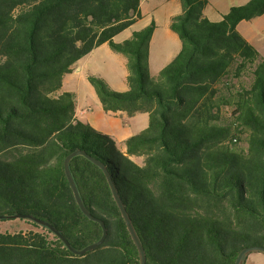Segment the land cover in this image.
<instances>
[{
  "label": "trees",
  "instance_id": "obj_1",
  "mask_svg": "<svg viewBox=\"0 0 264 264\" xmlns=\"http://www.w3.org/2000/svg\"><path fill=\"white\" fill-rule=\"evenodd\" d=\"M140 0H0V264H141L102 169L105 165L144 247L146 264H234L246 246H264V57L237 30L264 14V0L233 5L219 21L208 0H180L169 27L181 43L155 74L148 69L154 20L122 42L140 18ZM107 43L126 57L127 90L89 73L105 113H146L148 124L124 140L75 117L76 95L62 90L78 60ZM234 139H236L234 141ZM245 258L242 264H245Z\"/></svg>",
  "mask_w": 264,
  "mask_h": 264
},
{
  "label": "crops",
  "instance_id": "obj_2",
  "mask_svg": "<svg viewBox=\"0 0 264 264\" xmlns=\"http://www.w3.org/2000/svg\"><path fill=\"white\" fill-rule=\"evenodd\" d=\"M144 2L148 3L149 0H140V5H139L140 18H141V13H144L142 10ZM170 2L172 4V7L166 13L163 20L165 26V33H164L165 40L162 45V47L164 48L163 52H164L165 61L168 62H170L173 59V57L178 53L181 47V43L178 35L174 31H172L169 27L171 17L175 14H178L181 11L180 0H170ZM227 11L219 13L220 19L222 14L226 13ZM204 13L207 16L206 8L204 9ZM145 15L149 16L148 23L154 20L157 26L149 44V53H150L151 44L155 39L159 25L157 22L158 18L155 16L156 10L154 9L149 10L145 13ZM209 19L214 21L213 18H209ZM237 30L247 39V41L252 43L259 51V48L257 47L255 40L259 37V35L264 34V14L251 20L241 21L237 25ZM130 36H127L126 38ZM115 37H114V41H115ZM117 62L120 63V67L122 69L121 71L116 68ZM125 66H126V57L121 53L112 51L109 45L107 43H104L99 47L95 48L94 50H92L89 54H87L80 60H78L75 66L73 67L72 71L63 76L62 90L74 92L76 95L75 117L77 120L89 124L95 130H99L101 132L109 134L112 137L114 136V132L112 128H110L109 122H111V120L112 122H114L115 118L117 117H123L124 116L123 114L125 113L124 112L105 113L103 111L101 104L98 100V97L95 93V90L88 80V74L89 73L98 74L108 82V84L112 89L116 91H125L128 88L127 83L125 81V77L128 74V70L127 67ZM65 85L74 86L75 89L74 90H70V88L66 89ZM131 135H132L131 133L123 134L121 136V140H123L124 142V140Z\"/></svg>",
  "mask_w": 264,
  "mask_h": 264
},
{
  "label": "rangeland",
  "instance_id": "obj_3",
  "mask_svg": "<svg viewBox=\"0 0 264 264\" xmlns=\"http://www.w3.org/2000/svg\"><path fill=\"white\" fill-rule=\"evenodd\" d=\"M246 1L247 0H208V5L206 6L207 16L209 18H213L214 21H219L220 12L227 11L229 7L233 5L243 4ZM171 7L172 4L170 0H149L148 3L144 2L142 7L144 13H141V18L134 25L125 29L115 37L116 42H122L127 36H130L132 32L142 29L149 22V16L145 15V13L149 10H156L155 16L158 18L157 22L159 28L155 39L151 44L147 61L148 69L151 74H155L159 69L169 63L168 61H165L163 52L164 48L162 47V45L165 40V26L163 20L166 13L171 9ZM255 42L257 44V47L259 48L261 56L264 57V34L259 35ZM116 68L120 71L122 70L119 62H117ZM65 88H70V90L75 89V87L71 85H65ZM123 115V117L115 118L114 122H112V120L111 122H109V126L114 132L113 138L119 150L125 149V144L123 140H121V136L123 134H137L145 128L148 122V115L146 113L137 114L133 117H129L125 114ZM96 131L106 134L99 130ZM29 228L30 225L22 220H0V230L2 231L27 230ZM245 264H264V252L257 250L249 252L246 255Z\"/></svg>",
  "mask_w": 264,
  "mask_h": 264
},
{
  "label": "water",
  "instance_id": "obj_4",
  "mask_svg": "<svg viewBox=\"0 0 264 264\" xmlns=\"http://www.w3.org/2000/svg\"><path fill=\"white\" fill-rule=\"evenodd\" d=\"M76 154H82L84 155L85 157H87L89 160H91L93 163H95L96 165H98L102 171L104 172L106 178H107V181L109 183V186H110V189H111V192H112V195L119 207V210L122 214V217L126 223V226L128 228V231L131 235V238L134 242V244L136 245L137 249H138V252L140 254V259H141V264H146V254H145V250H144V247L135 231V228H134V225L132 223V220L125 208V205L123 204V202L121 201L119 195H118V192L115 188V186L113 185L112 181H111V178H110V175H109V172L107 171L105 165H103L102 162H100L99 160L95 159L94 157H91L90 155H88L87 153L81 151V150H76L72 153H70L69 155L66 156V158L64 159V171H65V174H66V177H67V180L70 184V187L73 191V194H74V197H75V200L79 206V208L81 209V211L83 212V214L88 217L89 219H92L94 221H97L98 223L101 224L102 228H103V234L102 236L100 237V239H98L97 241L95 242H92L88 245H86L85 247L81 248V249H77L75 248L74 246H72L68 240L64 237V235L59 231L57 230L51 223H49L48 221L46 220H42V219H39V218H36V217H32V216H29V215H22V214H14L12 217L14 218H28V219H31L37 223H39L40 225H43L45 227H47L48 229H50L53 233H55V235H57L59 237V239H61V241L63 242V244L67 247V249H69L73 254L75 255H83L84 253L88 252V251H91V250H94L95 248H97L98 246H100L103 241L105 240L106 238V234H107V231H106V227H105V223L104 221H102L101 219H98L96 217H94L90 212L89 210L87 209V207L84 205L82 199H81V196H80V193L78 191V188H77V185L75 183V180L73 178V175L71 173V170H70V167H69V160L72 158V156L76 155ZM6 216L4 215H0V219H3L5 218ZM262 251L264 252V246H259V245H250V246H246L244 248H242L240 250V252L238 253L235 261H234V264H242V261L243 259L245 258V256L251 252V251Z\"/></svg>",
  "mask_w": 264,
  "mask_h": 264
},
{
  "label": "built area",
  "instance_id": "obj_5",
  "mask_svg": "<svg viewBox=\"0 0 264 264\" xmlns=\"http://www.w3.org/2000/svg\"><path fill=\"white\" fill-rule=\"evenodd\" d=\"M236 139H234V141H235Z\"/></svg>",
  "mask_w": 264,
  "mask_h": 264
}]
</instances>
